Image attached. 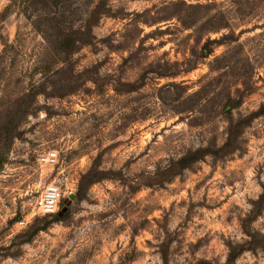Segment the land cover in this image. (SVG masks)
I'll return each instance as SVG.
<instances>
[{"label": "rangeland", "instance_id": "obj_1", "mask_svg": "<svg viewBox=\"0 0 264 264\" xmlns=\"http://www.w3.org/2000/svg\"><path fill=\"white\" fill-rule=\"evenodd\" d=\"M10 1L0 0V112L14 111V100L23 109L32 83L39 95L0 151V264H264V0L252 12L239 0L231 39L249 31L206 59L198 58L204 35L176 19L154 22L171 3L207 0H107L95 41L72 56L78 82L65 71L31 77L60 54L8 11ZM227 51L231 68L210 72ZM238 91L242 104L222 109ZM229 127L238 134L231 147L173 175L172 161L222 147ZM49 150L59 154L54 169L36 162ZM52 181L63 199L46 216L34 202ZM21 219L30 220L21 227Z\"/></svg>", "mask_w": 264, "mask_h": 264}, {"label": "trees", "instance_id": "obj_2", "mask_svg": "<svg viewBox=\"0 0 264 264\" xmlns=\"http://www.w3.org/2000/svg\"><path fill=\"white\" fill-rule=\"evenodd\" d=\"M245 1L246 6L251 5V7H248L249 12L256 10L255 3H258L259 0ZM230 4L236 6L231 8V5L226 6L225 3H217L216 0H207L204 4H187L184 1H178L169 5L173 11L168 17L158 19L154 23L176 19L182 28L202 34V37L204 35L206 39L200 47L198 58L206 59L213 55L214 47L238 42L240 35L249 31L248 29L243 30L238 34L236 39H231V37H234V30L229 14L233 11V13L242 15V7L239 0L230 2ZM7 9L8 11L11 9L16 10L15 12L24 17L32 31L44 41L46 46L60 54L54 59L53 68L41 62L32 70L31 77H33V74L39 73L45 79H53L65 71L68 72L69 79L73 82H78L82 73H78L72 68V56L78 49L89 46L95 41L93 29L102 18L108 17L111 12L107 0H11ZM223 31L228 32V34H223L219 39H211L209 36L210 34H218ZM202 39L200 42H202ZM58 64L67 66L60 69L57 66ZM232 64H234V56L230 51H227L223 55L213 59L210 65V72H226V70L231 68ZM253 73V70H250L240 76L241 78L246 77L249 80L253 77ZM159 76L162 77L163 75ZM139 82L141 87L144 86V76L140 78ZM30 88L29 92L21 97V101H24L22 102L24 103V105L22 104L24 106L23 109H20L19 106L17 107V104H14L17 100H14L10 104L11 110L14 111L0 112V121L2 118H8V124H10L7 125L8 127H0V130L4 131L5 134V143L0 145V151L3 153H5L9 143L18 138L19 127L23 120L36 111L34 104L39 93L38 91L34 92V89L37 87L33 83L30 84ZM76 88L74 84V87L67 91L68 94H72ZM238 93L237 97L228 95L223 101L222 109L231 111L238 108L244 98L243 92L238 91ZM200 94L201 91H198L191 97H198ZM237 136V131L233 132L232 127H229L226 142L222 147L217 148L212 145V149L206 148L189 151L177 160L172 161L171 171L173 175L175 176L179 172L189 168L190 165L202 160L206 155L215 156L224 152V150L231 147V143L236 142ZM54 215H57V213Z\"/></svg>", "mask_w": 264, "mask_h": 264}, {"label": "built area", "instance_id": "obj_3", "mask_svg": "<svg viewBox=\"0 0 264 264\" xmlns=\"http://www.w3.org/2000/svg\"><path fill=\"white\" fill-rule=\"evenodd\" d=\"M36 162L40 167L54 169L59 165V154L56 150H49L38 155ZM62 199V189L58 183L52 181L45 185L43 191L34 202V207L38 213L51 216L59 211ZM29 220L30 219H21L17 224L21 227L26 226Z\"/></svg>", "mask_w": 264, "mask_h": 264}]
</instances>
